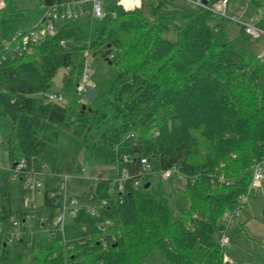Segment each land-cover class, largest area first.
I'll return each mask as SVG.
<instances>
[{"label": "trees", "instance_id": "16d2710c", "mask_svg": "<svg viewBox=\"0 0 264 264\" xmlns=\"http://www.w3.org/2000/svg\"><path fill=\"white\" fill-rule=\"evenodd\" d=\"M67 1L5 0L0 10V116L11 122L3 147L10 167L23 159L25 171L46 166L52 174L42 177L43 204L27 206L26 174H2L0 264H144L154 254L167 264H239L223 260L219 237L224 213L247 195L254 164L264 162V42L236 21L229 38L230 18L204 7L166 14V0L131 8L115 0L103 18L56 20L49 34L44 10ZM238 3L241 18L255 16L264 28V0ZM23 37L30 52L6 49L5 42ZM103 46L107 60L95 56L108 68L81 110L82 68ZM59 69L63 98L54 101L47 93ZM141 157L151 174H143ZM168 168L174 171L163 179ZM123 173L130 178L120 195L112 181ZM60 174L72 176L73 196L105 201L99 219L81 213L64 235L40 220H51L49 192ZM10 216L19 220L20 239L10 238ZM28 232L34 238L25 258ZM64 237L74 238L72 246ZM258 258L253 264H264Z\"/></svg>", "mask_w": 264, "mask_h": 264}, {"label": "built area", "instance_id": "2783aa9c", "mask_svg": "<svg viewBox=\"0 0 264 264\" xmlns=\"http://www.w3.org/2000/svg\"><path fill=\"white\" fill-rule=\"evenodd\" d=\"M188 3H191L195 5L196 7H204L213 13H216L222 17L230 18L236 22H238L240 25L243 26V29L245 33L253 37L254 39H261L262 42H264V28L259 27L256 24V17H249L247 19H243L240 17H234L227 14V6L230 1L232 0H216L212 4H208L209 1L212 0H206V3H203L202 0H185ZM240 1V0H236ZM142 0H117L116 3L118 5H121L124 8H131L140 5ZM5 0H0V10L4 7ZM82 15H91L94 18L101 19L105 16L103 13V7L101 6L100 0H70L65 3H59L55 4L53 6L47 7L43 15L41 17V20L43 21L44 30L47 31L49 34H53L55 26L54 22L56 20H69V19H76ZM15 38V37H14ZM12 39L14 42L13 44L8 43L6 46V49L9 50L12 54L17 53L21 54L25 51L30 52L31 46H26V41L28 40L27 37H23L22 43H19L16 41V39ZM38 35L35 34L32 36V41L38 40ZM61 44H63V41H61ZM83 80V79H82ZM77 90L80 93H85L87 89L84 88V85L82 82L77 84ZM47 96L49 99L54 101H61L63 98V95L57 91L55 92H49L47 93ZM140 163L142 165V170L144 175L151 174L150 172V164L146 157L140 158ZM261 162H256L253 167V173H252V182H262L264 181V173L261 171ZM25 163L24 160L15 161L13 165L9 168L10 171L13 172V177H15L18 174H26V179L23 182V186L25 189H27V194L23 198V203L25 206L30 205L32 203L38 202L39 204L42 203L41 197L39 194L41 193V189L44 186L43 185V179L42 177L44 175H51L52 174L48 171L46 166H43L42 170L37 171H25ZM173 168H168L163 171H161L160 176L163 179H167L171 176L173 173ZM60 177L62 179L61 182L58 183L56 186V189L54 191L49 192V197L51 200V206L52 209V215L51 220L48 221V217L42 216L40 217V220L42 221V224L45 225L44 229L48 230L50 232L52 231H61L62 235L65 234L67 231L68 226L70 224L77 221V219L80 217L81 213L88 212L90 216L99 219L100 212L99 208L102 207V205L105 204L104 200L99 201L98 204L95 202H91V197H87L86 200H82L80 198H77L73 196L70 192L69 185L71 183L72 176L69 174H60ZM130 178V176L127 173H123L119 179H114L112 182L117 184V190L119 191V194L121 195V191H123V181H127ZM223 175L219 176V180H223ZM141 183V179L137 178L133 181L134 186H138ZM245 199V195H243L237 202L236 207L233 209L232 212H226L224 213V216L226 217L227 224L230 223V220L237 216L243 209V202ZM43 204V203H42ZM29 220L31 218L29 217ZM9 221L11 226L15 227L16 231L12 230L10 231V238L20 239L21 238V230L19 228V220L15 216H10ZM82 230H85V227L83 226L81 228ZM74 238H67L64 237L62 239L63 242H69V245L72 246ZM76 239V238H75ZM227 241L226 235H222L220 237L219 243L223 247L225 242ZM84 242V240H82ZM225 261H229V257L225 254L224 256ZM231 261V260H230ZM64 264H77L75 261L68 262ZM99 264V263H96Z\"/></svg>", "mask_w": 264, "mask_h": 264}, {"label": "rangeland", "instance_id": "374dc122", "mask_svg": "<svg viewBox=\"0 0 264 264\" xmlns=\"http://www.w3.org/2000/svg\"><path fill=\"white\" fill-rule=\"evenodd\" d=\"M100 1L103 7V13L108 15L115 6V0ZM195 8V5L185 0H166L162 10L166 14L180 16ZM226 10L227 14L230 16L246 18V15H243V7L238 1H230ZM177 23L180 25L183 24V18H178ZM237 27L238 23L229 19L226 24V35L229 38L234 37L237 33ZM167 36L173 38V28L170 29ZM5 45L7 46L8 42H5ZM259 55L264 59V45L259 44ZM107 68V62L100 56L89 57L82 68L84 75L82 76L83 80H81V82L84 88L88 91V89L94 86V83L106 72ZM61 76L62 70L59 69L53 78V92L60 91ZM81 99L84 104L87 102L86 95ZM10 129V118L8 116H0V185L2 183V174L4 171L8 170L11 165L9 157L3 147V139L9 133ZM86 170L87 172L89 171L88 168H86ZM261 171L264 173V162L261 164ZM249 187V192L245 196L243 202L242 211L237 216L233 217L229 224H227V220H225L226 228L220 235V237L222 235H226L227 237V241L223 245V260L226 254L231 260L228 262L231 263L253 264L258 261V257H264V181L252 182ZM9 226V231H16L15 227L11 226V224ZM33 238L34 235L32 232H28L25 236L28 242V245L25 247V258H28ZM144 264H167V262L158 254H154Z\"/></svg>", "mask_w": 264, "mask_h": 264}, {"label": "water", "instance_id": "95a60500", "mask_svg": "<svg viewBox=\"0 0 264 264\" xmlns=\"http://www.w3.org/2000/svg\"><path fill=\"white\" fill-rule=\"evenodd\" d=\"M202 2L203 3H206V0H202ZM107 46H109V44H107ZM107 46H103V47H101V49L97 50L96 52H93L92 53V56H95L96 54L103 55L104 59L107 60V58L105 57V55L107 53H109V50H106V47ZM95 95H96V90H95L94 87H91L90 89H88L87 94H86V100H87V102H92L93 99H94V97H95ZM85 107H86V105L85 104H82L81 110H84ZM148 185H149V183H146L145 187H147Z\"/></svg>", "mask_w": 264, "mask_h": 264}, {"label": "crops", "instance_id": "0c3cea01", "mask_svg": "<svg viewBox=\"0 0 264 264\" xmlns=\"http://www.w3.org/2000/svg\"><path fill=\"white\" fill-rule=\"evenodd\" d=\"M252 17H255V16H252Z\"/></svg>", "mask_w": 264, "mask_h": 264}]
</instances>
